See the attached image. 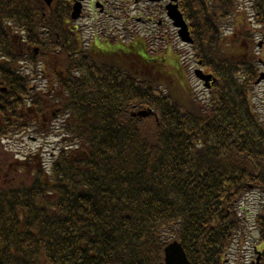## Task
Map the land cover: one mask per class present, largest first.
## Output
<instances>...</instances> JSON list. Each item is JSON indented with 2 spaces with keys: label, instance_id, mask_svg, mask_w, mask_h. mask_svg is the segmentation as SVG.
<instances>
[{
  "label": "trees",
  "instance_id": "16d2710c",
  "mask_svg": "<svg viewBox=\"0 0 264 264\" xmlns=\"http://www.w3.org/2000/svg\"><path fill=\"white\" fill-rule=\"evenodd\" d=\"M182 3L197 59L218 77L206 103L190 92L189 101L178 97L171 70L151 71L154 62L143 57L141 44L124 56L123 70L104 68L99 50L84 57L78 37L63 28L67 10L59 2L43 19L36 0H0V57L10 61H0L8 88L0 93V132L51 133L55 94L33 91L30 77L13 71L23 49L16 33L38 45L44 27L61 52H44L45 71L66 72L56 78L58 103L62 132L73 146L60 152L50 172L39 157L22 164L20 181V169L11 167L18 170L15 182L0 186V264H164L173 240L192 264H222L243 231L239 206L252 192L261 194L256 225L264 264V120L252 101L259 74L255 29L237 12V0ZM252 10L264 27V0H255ZM226 25L235 28L229 37ZM134 106L154 116L132 118Z\"/></svg>",
  "mask_w": 264,
  "mask_h": 264
},
{
  "label": "rangeland",
  "instance_id": "374dc122",
  "mask_svg": "<svg viewBox=\"0 0 264 264\" xmlns=\"http://www.w3.org/2000/svg\"><path fill=\"white\" fill-rule=\"evenodd\" d=\"M238 1L240 4L241 13H244L247 16V19L251 20V18L249 17L252 15L251 6L253 0ZM134 9L135 11L131 12L130 14H124L123 12L118 13L116 15V18L119 20L114 21L113 24H110L112 20H110L108 16H98L97 20L101 23L100 27L95 31L85 29V39L90 43L92 41L94 33H98L103 37L113 36V38L117 40H123L125 44H129L133 41L128 39H132V37L138 39V35L140 37H142L141 35H144L147 38L146 41L148 45V51L152 53L151 55L157 54L159 58L163 57L164 55L166 56L167 53L165 52L171 47L172 52L183 63V69H180L183 71V75L181 76V78L183 77L184 79L173 76L170 77L169 80L170 86L174 87L176 91H179L178 93H176L177 96L181 97L185 101L187 99L189 101L188 93L192 92L195 96L202 100L207 98L208 91L204 87L203 83L200 82L194 75L195 70L198 67L195 58L193 57V51L191 47H189V45L184 44L181 40H179L176 30L174 29L172 23L168 21L166 17L164 6H152L150 12L141 10L139 6L135 7ZM150 15L156 21L163 22V25L157 27L155 30H152L153 27L147 21ZM138 17L143 18L145 22L139 23L137 19ZM87 23L89 25L93 24V22L89 19H86L85 21L82 20L78 24L84 27L88 25ZM254 26L255 28H257V32L262 28L260 26H257L256 24H254ZM234 29V27H226L228 36L230 35V32H233ZM256 36L257 42H260L264 38L261 33H257ZM108 39L110 40L111 38ZM257 52L259 55H262L264 54V49H258ZM162 71L166 72L165 66H163ZM260 71L264 72V67L260 69ZM186 78L188 80L187 84H189L190 87H188L184 91L183 89H185V85L182 82H180L179 85L178 79L186 80ZM37 84L41 83L38 82ZM164 89L165 87H162L161 91L164 92ZM173 93L175 94V92ZM253 100L255 106L264 117V82L260 85H256ZM135 109L139 108L135 106ZM132 110H134V107ZM59 139H61V136L56 138L48 137L43 141L33 143L26 136L23 140L21 139L23 143H16V141H4V146L8 151L0 149V163L3 160L8 159L16 160L15 158H12V150H14L15 152H19L22 154V156H24L26 154L29 155L31 152L36 154L39 147L41 148V151H44L46 153V158L50 159V156L52 155V153H54L55 147L51 144H53L54 142H59ZM7 178L9 181H12L14 179L13 173H11L7 168L3 169V167H0V181H7ZM259 204L260 197L257 193L250 194L242 203V210H240V212L242 218H245V227L242 231V234L237 237L235 243L233 244L229 255L225 260L226 263L224 264H253V262L255 261L254 251L257 247L260 246L259 235L254 220L259 208Z\"/></svg>",
  "mask_w": 264,
  "mask_h": 264
},
{
  "label": "water",
  "instance_id": "95a60500",
  "mask_svg": "<svg viewBox=\"0 0 264 264\" xmlns=\"http://www.w3.org/2000/svg\"><path fill=\"white\" fill-rule=\"evenodd\" d=\"M51 1V0H47ZM169 16L171 19L175 22L176 27H181L180 34L183 37V40L185 42H191V40H185L187 37H189L188 28L183 20V17L181 13L178 11L177 6H174L170 8ZM197 75L202 80L209 83L212 80L211 76H205L202 72L197 71ZM264 79V74H262L261 78L259 79V82ZM146 116V115H144ZM165 264H191L186 256V253L184 252V249L181 244L175 242L168 246L165 250Z\"/></svg>",
  "mask_w": 264,
  "mask_h": 264
},
{
  "label": "flooded vegetation",
  "instance_id": "af4514ba",
  "mask_svg": "<svg viewBox=\"0 0 264 264\" xmlns=\"http://www.w3.org/2000/svg\"><path fill=\"white\" fill-rule=\"evenodd\" d=\"M96 1H97V0H96ZM140 1H142V0H135V4H136V3H140ZM119 3H120L119 0H116V3H115V7H116V8H119ZM145 3H146V5H149V4H150V3H148V2H145Z\"/></svg>",
  "mask_w": 264,
  "mask_h": 264
}]
</instances>
